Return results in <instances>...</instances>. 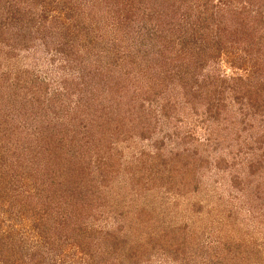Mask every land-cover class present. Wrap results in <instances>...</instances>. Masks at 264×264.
I'll return each mask as SVG.
<instances>
[{
	"label": "rangeland",
	"instance_id": "obj_1",
	"mask_svg": "<svg viewBox=\"0 0 264 264\" xmlns=\"http://www.w3.org/2000/svg\"><path fill=\"white\" fill-rule=\"evenodd\" d=\"M236 9L235 15L242 14L235 19L250 22L256 36L264 33L256 10ZM48 15L49 23H59L55 32L38 34L14 50L10 31L1 39L0 130L10 131L18 146L26 143V133L39 131L42 145L78 148L70 166L81 167L82 181L91 178L92 189L82 183L77 191L94 202L99 201L92 191L102 192L105 203L93 204L85 217L75 215L76 206H61V213L70 212L71 226L83 222L88 244L62 224L50 239H41V264H87L77 248L81 244L92 254V242L106 237L121 243L110 264H264L262 109L248 102L249 94L235 99L225 92L219 116L208 119V96L218 94L203 86L206 75L248 84L251 66L261 61H249L252 54L240 50V37L227 41L228 51L205 74L185 82L186 95L177 82L169 84L175 109L162 116L163 96L153 98L131 64L147 29L135 27L124 35L102 17L77 23ZM216 21L229 23L225 12L216 11ZM156 164L159 176L153 179ZM35 220L22 217L12 230L8 222L3 230L36 244Z\"/></svg>",
	"mask_w": 264,
	"mask_h": 264
},
{
	"label": "trees",
	"instance_id": "obj_2",
	"mask_svg": "<svg viewBox=\"0 0 264 264\" xmlns=\"http://www.w3.org/2000/svg\"><path fill=\"white\" fill-rule=\"evenodd\" d=\"M237 5L241 6V12L245 7L250 11L256 10L259 25L264 21V0H0V42L7 37V30L11 32V50L20 43L23 45L27 42L28 45L38 34L55 32L59 23H49V13L60 20L61 16L69 22L75 19L77 23H83L80 20L85 21L86 16L89 20L102 17L104 23L119 27L124 35H130L135 27L141 26L147 29L148 34L143 39V43H146L140 53L133 55L138 59L131 64L137 69L138 81L145 79L149 83L152 97L163 96L160 112L162 116H168L175 109V102H171L168 96L171 91L169 84L177 82L184 90L182 94L186 95L185 82H196V77L205 74L216 59L228 51L226 42L240 37V50L247 55L252 54L249 61L256 59L261 63L251 66L246 76L248 84L246 79L226 83L217 76L206 75L204 89L207 93L218 94L208 96L209 104L205 108L209 112L207 118L219 116L218 104L221 106L220 99L225 92L235 99H243L249 94L248 102L256 108L260 107L264 116V33L258 32L256 36L250 22L235 19L242 14H234L238 11ZM200 7L208 12V18L202 17V12L198 10ZM216 11L225 12L229 23L217 22ZM223 87H227V91ZM188 93L191 97L197 96L193 88L189 87ZM36 132L26 133V143L21 146H18L13 135L9 139L10 131L5 129L1 132L9 139L8 142L0 133V264H41V257L44 256L39 250L41 239H50V233L59 232L62 224L66 229H71V237H82L86 247L88 240L85 239L83 222L71 226L67 222L70 212L64 208V213H61L60 209L73 205L76 206L75 215L85 217L83 213L92 211L93 204L102 206L105 203L103 200L101 204L102 192L92 191V199L96 197L99 201L94 202L90 196L84 197L77 191L82 186L84 173L80 172L81 167L70 166V160L77 159L78 148H65L57 152L53 145H42L40 132ZM158 167L157 164L151 166V170H155L153 179L159 176ZM70 174L71 177H68ZM88 179L91 180L85 178L83 189L91 190L92 187L88 185L92 186V183ZM55 209L58 210L56 218L52 214ZM27 216L36 219L33 228L39 236V243H28L29 239L23 240L22 234L3 230L7 222L12 230L20 218ZM57 218L59 223L56 222ZM92 243V254L81 244L80 249L77 248L84 258H88L87 264H110L111 256L120 254L121 243L117 238L106 237Z\"/></svg>",
	"mask_w": 264,
	"mask_h": 264
}]
</instances>
